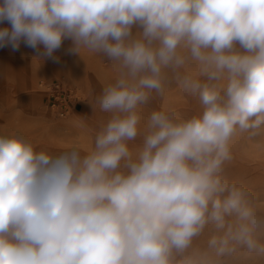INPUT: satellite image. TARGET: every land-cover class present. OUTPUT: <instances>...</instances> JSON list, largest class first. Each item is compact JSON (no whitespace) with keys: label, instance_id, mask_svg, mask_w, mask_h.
Instances as JSON below:
<instances>
[{"label":"clouds","instance_id":"clouds-1","mask_svg":"<svg viewBox=\"0 0 264 264\" xmlns=\"http://www.w3.org/2000/svg\"><path fill=\"white\" fill-rule=\"evenodd\" d=\"M5 22L0 48L70 40L114 76L86 148L0 131V264H264V192L227 171L264 155V0H0Z\"/></svg>","mask_w":264,"mask_h":264},{"label":"rangeland","instance_id":"rangeland-1","mask_svg":"<svg viewBox=\"0 0 264 264\" xmlns=\"http://www.w3.org/2000/svg\"><path fill=\"white\" fill-rule=\"evenodd\" d=\"M9 27L5 22L0 28ZM71 41L65 40L51 59L33 60L32 48L23 43L18 51L0 48V131L19 130L38 147L50 151L79 143L89 134L77 125L83 119L95 127L104 116L93 113L90 104L101 93L114 72L99 55L82 54L80 59L68 51ZM192 111L194 100L172 90L163 101ZM156 103H160L157 101ZM82 146V145H81ZM230 177L244 180L264 192V155L252 147L237 144L235 159L227 169Z\"/></svg>","mask_w":264,"mask_h":264},{"label":"bare ground","instance_id":"bare-ground-1","mask_svg":"<svg viewBox=\"0 0 264 264\" xmlns=\"http://www.w3.org/2000/svg\"><path fill=\"white\" fill-rule=\"evenodd\" d=\"M88 144H89V141L86 139V138H82L81 139V145H82V147H87L88 146Z\"/></svg>","mask_w":264,"mask_h":264}]
</instances>
